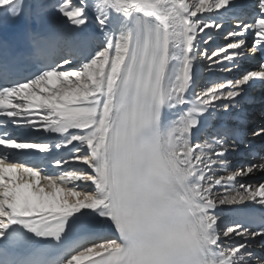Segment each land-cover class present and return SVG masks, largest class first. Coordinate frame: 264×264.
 Instances as JSON below:
<instances>
[{
  "label": "snow or ice",
  "instance_id": "1",
  "mask_svg": "<svg viewBox=\"0 0 264 264\" xmlns=\"http://www.w3.org/2000/svg\"><path fill=\"white\" fill-rule=\"evenodd\" d=\"M19 21L0 264H264V0H0Z\"/></svg>",
  "mask_w": 264,
  "mask_h": 264
},
{
  "label": "bare ground",
  "instance_id": "2",
  "mask_svg": "<svg viewBox=\"0 0 264 264\" xmlns=\"http://www.w3.org/2000/svg\"><path fill=\"white\" fill-rule=\"evenodd\" d=\"M216 43L221 44V43H226V41L223 40L222 38L218 37V38H216ZM213 47H215V45H213ZM205 63H207V61H205ZM254 67H255V65H250V64L246 63L242 67L241 71L249 69V68H254ZM217 75H224V74L217 73ZM252 95L254 96V102L250 103L249 105H246V110L250 115V119L247 122V124H245L243 126V130L248 133L246 138L248 140L253 141L254 146L256 147L257 151H260L261 141L258 137H253L251 135V130H252V128L258 127L260 122H261L262 109H264V104H262L261 98L264 97V90L257 89L254 91V93ZM232 161H233V166H236L240 163H243L244 159L240 156H236V157L232 158ZM262 177H264V174H258L256 176H253L249 182L255 183V182L261 181Z\"/></svg>",
  "mask_w": 264,
  "mask_h": 264
},
{
  "label": "rangeland",
  "instance_id": "3",
  "mask_svg": "<svg viewBox=\"0 0 264 264\" xmlns=\"http://www.w3.org/2000/svg\"><path fill=\"white\" fill-rule=\"evenodd\" d=\"M221 44H224V43H221ZM236 157V156H235Z\"/></svg>",
  "mask_w": 264,
  "mask_h": 264
}]
</instances>
